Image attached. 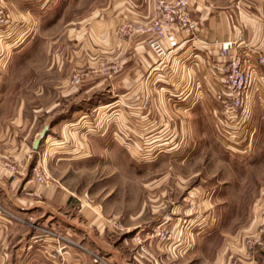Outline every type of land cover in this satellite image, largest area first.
<instances>
[{"label":"crops","instance_id":"0c3cea01","mask_svg":"<svg viewBox=\"0 0 264 264\" xmlns=\"http://www.w3.org/2000/svg\"><path fill=\"white\" fill-rule=\"evenodd\" d=\"M154 1L90 0L82 9L86 0H0V8L11 16L9 25L0 28V156L29 164V159L43 147L59 149L64 144L50 134L37 151L33 150V144L46 126L48 132L55 133L51 129L53 122H58V134L74 129L80 123L81 119L77 120L82 111L74 109L67 118L64 110L60 113L62 117L58 114L52 120L48 114L63 110L67 101L76 104L85 95L98 92L119 93L122 99L97 107V113L128 116L134 109L139 114L134 127L158 128L163 123L160 97L162 92H169L174 108L186 105V110L192 111L199 106L204 112L214 114L211 122L220 130L211 98L218 92L215 78L223 60L213 44L241 37L242 45L264 52V0H194L190 11L198 22V32L191 38L172 29L176 47L171 49L163 42L171 54L162 64L147 48L149 37L125 39L117 35V27L123 22L147 23ZM66 5H74L73 27L68 30L72 35L66 37L65 32L61 39L53 36L49 41L39 40L44 28L53 27L66 15ZM68 44L74 46L69 53ZM39 48L43 55L40 65L45 70L41 76L39 68L33 69V80L43 83L32 92V99L18 92H4L2 80H12L17 73L16 66L29 58V50L33 53ZM51 48L54 52L59 50L57 56L51 55ZM33 56L37 60L39 53L35 51ZM67 57L72 59L68 67L80 75L78 86H68L65 79ZM55 60L57 73H52ZM110 66L117 67L118 72L105 73ZM52 85H57L58 92H50ZM148 92H154L152 102H148ZM250 104L255 140L259 128L264 131V87L257 80ZM24 113L31 116L25 117ZM40 114L47 117L43 122L38 119H42ZM56 117L58 120L54 121ZM130 124V121L121 122L122 130L118 133L123 142L127 141ZM145 138L155 140L159 136ZM74 151L73 157L59 160L77 161L81 155L77 156L79 153ZM42 161L45 162V157ZM24 181L0 165V264H96L95 259L100 260L98 264H228L235 258L243 264L260 263L257 253L248 254L245 248L232 247L227 252L221 244H211L220 234L210 235L209 239L202 224H195L198 227L192 233L174 234L169 244L155 238H143L139 244L131 235L113 239L100 205L84 204L80 197L61 185H30ZM168 222L172 224L171 216L165 218L164 224ZM35 225L38 227L32 228ZM136 234L146 237L140 230ZM56 236L61 238L63 254H57L52 246Z\"/></svg>","mask_w":264,"mask_h":264},{"label":"rangeland","instance_id":"374dc122","mask_svg":"<svg viewBox=\"0 0 264 264\" xmlns=\"http://www.w3.org/2000/svg\"><path fill=\"white\" fill-rule=\"evenodd\" d=\"M89 3L90 0L82 3V9ZM73 7L66 5V15L61 16L53 27L44 28L39 40L49 41L53 36L61 39L65 32L66 37L72 35L68 30L71 31L73 27ZM121 24L117 27L118 37H121L118 34ZM73 49L72 44L66 47L67 53ZM35 51L39 53L37 60H33ZM49 52L57 56L59 50L54 52L51 48ZM33 53L29 50V58L16 66L17 73H14L12 80H2L4 92H18L31 98L36 87L41 86L43 82L33 80V69L39 68L38 75H44L42 70L45 69L40 65L42 50L35 49ZM66 60L65 79L68 86H78L80 82L74 84L72 78L78 75L80 79V75L68 67L72 59L67 57ZM56 68L57 60L51 69L52 73H57ZM55 86L49 87L50 92H58ZM148 93V102H152L154 92ZM171 94H161L160 117L163 123L155 130L152 127H134L139 118L138 111L134 109L128 112V116L125 113L110 116L97 113V107L122 99L119 93L85 95L79 103L76 102L77 105L72 100L67 101L63 110L60 108V112L48 114L52 120L58 114L62 117L60 113L64 110L67 111L64 115L67 118L74 109L82 111L81 118L77 120L82 121L74 129L59 133L61 136L57 132L58 122L52 123L51 129L55 133L49 131L48 134L55 136L64 145H59V149L43 147L39 154L29 159V164L24 160L12 162L4 159L1 154V167L8 172L9 167L15 168L16 172L11 173L13 177L22 178L30 185H61L80 197L84 204L100 205L106 215L107 229H111L110 220L122 228L110 230L113 239L120 240L131 235V239L139 244L143 238H155L162 244H169L174 234L192 233L202 224L206 227L204 234H209V239L210 235L220 234L211 244H221L220 247L227 252L232 247L247 250L250 243L258 239L262 245L253 246L251 252L257 253L260 261L258 264H264L263 128H259L255 140L252 138L247 149L244 150L246 145L231 148L228 139L221 137L220 131L212 124L214 114L204 112L199 106L192 111L186 110V105L174 108ZM24 116L29 118L31 113H24ZM43 117L38 119L43 122L47 118ZM57 120L58 117L54 119ZM128 121L131 124L127 141L123 142L118 132L122 130L121 122ZM23 132L25 134L26 129ZM240 133L242 137L246 136L245 129H241ZM154 134L159 138L144 140L145 136L153 137ZM20 137L22 139L23 136L20 134ZM74 150L79 153L77 156L81 155L77 161L59 160L73 157L72 154L76 153ZM42 157H45V162ZM35 172L42 173L46 181L37 182ZM167 216H171L172 224H164ZM37 227L32 226L34 229ZM139 230L146 237L136 234ZM51 233L54 232L51 230ZM55 239H52L53 248L57 254H63L61 238L58 236V240Z\"/></svg>","mask_w":264,"mask_h":264},{"label":"built area","instance_id":"2783aa9c","mask_svg":"<svg viewBox=\"0 0 264 264\" xmlns=\"http://www.w3.org/2000/svg\"><path fill=\"white\" fill-rule=\"evenodd\" d=\"M193 1L155 0L147 23H123L118 29V34L121 36L120 38L127 39L136 36L149 37L146 41L147 48L155 55L158 63L162 64L168 60L171 54V50L165 48L163 42L166 41L171 49L176 47L174 36L171 33L172 29L184 32L191 38L198 32V22L192 17L190 11V5ZM10 21V14L0 8V28L7 27ZM242 43V38L237 37L234 41L215 42L213 44L218 47L219 57L223 62L220 72L215 78L218 92L215 97L211 98V102L218 118L221 137L228 139L231 148H241L246 145L244 146L245 150L253 138L250 94L256 80L264 87V52L248 45H242ZM107 72L116 74L118 69L111 66L107 68ZM72 82L79 84V76L74 75ZM241 129H245V137H242ZM245 142L247 143L245 144ZM9 168L11 173L16 172L15 168ZM42 176V173L35 172L37 182L43 183L46 181ZM109 228L122 229L113 220L109 221ZM255 245L261 246L262 243L258 239L251 242L249 248H247L248 254L251 253ZM99 261L94 260L95 263ZM228 264L243 263L237 259L230 261Z\"/></svg>","mask_w":264,"mask_h":264},{"label":"water","instance_id":"95a60500","mask_svg":"<svg viewBox=\"0 0 264 264\" xmlns=\"http://www.w3.org/2000/svg\"><path fill=\"white\" fill-rule=\"evenodd\" d=\"M48 130L49 127H45L39 134L38 138L34 141L33 144V150L37 151V149L39 148L41 142L46 138V136L48 135Z\"/></svg>","mask_w":264,"mask_h":264},{"label":"bare ground","instance_id":"6f19581e","mask_svg":"<svg viewBox=\"0 0 264 264\" xmlns=\"http://www.w3.org/2000/svg\"><path fill=\"white\" fill-rule=\"evenodd\" d=\"M243 152V151H242Z\"/></svg>","mask_w":264,"mask_h":264}]
</instances>
